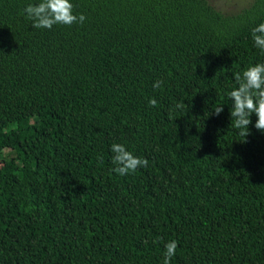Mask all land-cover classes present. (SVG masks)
Wrapping results in <instances>:
<instances>
[{
    "label": "trees",
    "instance_id": "trees-1",
    "mask_svg": "<svg viewBox=\"0 0 264 264\" xmlns=\"http://www.w3.org/2000/svg\"><path fill=\"white\" fill-rule=\"evenodd\" d=\"M39 2L0 0V264H163L172 240L170 264H264V133L228 95L264 0H71L85 21L51 30ZM113 143L148 166L120 176Z\"/></svg>",
    "mask_w": 264,
    "mask_h": 264
},
{
    "label": "clouds",
    "instance_id": "clouds-1",
    "mask_svg": "<svg viewBox=\"0 0 264 264\" xmlns=\"http://www.w3.org/2000/svg\"><path fill=\"white\" fill-rule=\"evenodd\" d=\"M74 5L71 0H40L39 3L29 4L23 12L26 18L33 21L32 27L36 29L51 30L54 25L71 26L73 24H83L86 17L81 14H74ZM254 47L264 55V23L254 27L251 32ZM237 87L228 93L232 101L230 111L231 123L235 129L240 130V135L248 136L249 125L252 124L251 117L256 116L254 127L264 133V63H257L243 71L242 75L236 73L234 76ZM163 82L154 83V88H161ZM151 107H156L158 101L151 98L148 101ZM184 103H177V109H183ZM224 111L223 106L214 109L215 115L219 116ZM114 153L113 163L116 167L114 172L120 176L135 173L138 168H146L148 160L134 156L126 147L119 143L111 145ZM103 158L101 157V160ZM178 242L172 240L165 245L163 264H170L172 257L176 255Z\"/></svg>",
    "mask_w": 264,
    "mask_h": 264
},
{
    "label": "rangeland",
    "instance_id": "rangeland-1",
    "mask_svg": "<svg viewBox=\"0 0 264 264\" xmlns=\"http://www.w3.org/2000/svg\"><path fill=\"white\" fill-rule=\"evenodd\" d=\"M216 8L224 12H235L246 6L251 0H209Z\"/></svg>",
    "mask_w": 264,
    "mask_h": 264
}]
</instances>
